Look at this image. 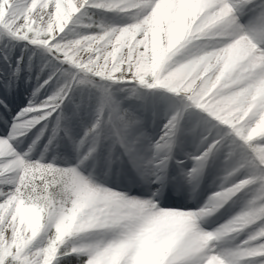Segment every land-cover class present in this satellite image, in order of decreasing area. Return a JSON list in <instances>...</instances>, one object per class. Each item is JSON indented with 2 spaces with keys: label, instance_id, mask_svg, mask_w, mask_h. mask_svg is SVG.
I'll list each match as a JSON object with an SVG mask.
<instances>
[{
  "label": "snow or ice",
  "instance_id": "6c2138e0",
  "mask_svg": "<svg viewBox=\"0 0 264 264\" xmlns=\"http://www.w3.org/2000/svg\"><path fill=\"white\" fill-rule=\"evenodd\" d=\"M88 9L125 14L131 22L88 24L98 31L68 40L66 32ZM0 31L43 47L74 68L53 95L22 110V122L0 136V264H59L67 255L87 256L88 264H247L250 257H264V0H40L39 5L37 0H0ZM98 80L165 90L179 98L151 155L141 150L145 134L136 131L139 118ZM85 83L98 87L101 99L80 141L93 138L80 163L64 168L27 162L12 141L51 117L73 88ZM192 108L226 131L211 140L204 137L206 146L191 157L188 179L222 149H227L226 162L236 160L226 180L249 170L222 185L200 210H165L156 201L160 189L147 198L131 197L98 186L78 170L108 142L123 151L142 179L153 175L151 182L162 188L174 138ZM34 112L40 114L26 119ZM58 129L59 117L53 135ZM251 185H258L251 199L225 224L209 231L197 223ZM73 215L75 230L58 234L54 223ZM84 216L94 222L81 229ZM253 225L236 247L217 251L222 239ZM96 232L115 234L87 247L74 243L78 237L91 240Z\"/></svg>",
  "mask_w": 264,
  "mask_h": 264
},
{
  "label": "bare ground",
  "instance_id": "6f19581e",
  "mask_svg": "<svg viewBox=\"0 0 264 264\" xmlns=\"http://www.w3.org/2000/svg\"><path fill=\"white\" fill-rule=\"evenodd\" d=\"M40 0H37L39 5ZM54 11V8L52 9ZM45 10V15H46ZM91 11L106 14L105 20L107 24L112 26H121L130 23L127 15L117 12H105L98 9H88L86 15L81 20L71 26V30L66 32L68 40L77 38L78 35L93 33L98 31L97 28H88L85 25L96 24L91 16ZM35 14L39 15V10H34ZM101 17V15H99ZM22 43V42H21ZM206 44L215 43L214 39L204 40ZM24 44V42L22 43ZM9 60L1 62L0 67V136H8L9 130L14 122H22L24 118H18V114L29 106L34 105L36 95L33 93L32 87L29 84L27 74L22 71L19 78L9 79L10 69L9 64L16 62L15 57L8 56ZM6 62V63H5ZM16 63H13V65ZM16 77V75L14 76ZM111 94L120 103L122 108L130 106L135 108L136 117L141 121L140 126L136 129L137 133L143 132L145 138L141 144V150L147 151L151 155V145H153L163 132V125L166 123L168 116L175 110L178 104V97L172 96L165 90H152L141 88L139 86L112 83ZM40 113H28L26 119H31ZM56 115V112H54ZM53 114V115H54ZM96 114L91 116L92 123L96 119ZM52 115V116H53ZM48 119L51 120V117ZM41 121L35 127L27 131L26 135L20 136L13 140L12 144L17 153H20L25 160L30 154L39 155L40 158L29 160L34 163L53 164L51 160L53 155V143L46 145L47 139L45 134L41 133L42 129L50 126L49 120ZM46 122V124H44ZM35 130H41L39 135ZM226 131V126H222L216 122L214 118L208 117L202 110L195 108L189 109L185 113L180 131L174 138V143L171 150V161L165 175L163 187L159 183H152L155 176L150 175L148 181H145L133 168L128 157L123 151L116 147L111 148L110 143L105 142L102 146L90 156V162H84L78 169L82 175L91 176L98 186L105 187L109 190L116 191L121 194H128L131 197H150L153 192L160 189L156 201L159 207L165 210H180V211H198L209 200L214 193L221 190L222 185L230 184L234 179H241L249 175L247 168L242 169L236 176L225 179L227 171L236 164V160L231 162L225 161V153L227 149H222L214 155L208 162L203 171L193 180H189L186 173L193 168L194 161L191 157L199 155L203 151L206 144L203 142L204 137L208 136L209 140L223 136ZM59 135L64 140L67 139V132L59 131ZM33 136V137H32ZM34 143L30 151L27 152L28 146ZM258 139V138H257ZM63 140V141H64ZM93 143V138L87 141L89 147ZM63 145L57 146L54 151L57 153L55 158L59 161H72L68 147L70 144L67 141ZM66 154V155H65ZM164 153H161L163 155ZM239 156V153H237ZM36 157V156H35ZM47 157V161H42ZM42 158V159H41ZM54 158V159H55ZM41 159V160H39ZM27 161V162H29ZM182 161V163H178ZM57 167H68L59 166ZM258 185H251L237 197H233L228 203L218 209L214 214L202 218H198L197 223L205 230H214L225 224L229 219L239 214L246 206L249 199L253 195L254 189ZM201 223V224H200ZM256 225L236 234L233 233L229 237L222 239L217 244V251L225 248H234L240 242L247 238L250 231L254 230ZM7 234V233H6ZM87 242V241H86ZM264 257H250L247 264H261Z\"/></svg>",
  "mask_w": 264,
  "mask_h": 264
},
{
  "label": "rangeland",
  "instance_id": "374dc122",
  "mask_svg": "<svg viewBox=\"0 0 264 264\" xmlns=\"http://www.w3.org/2000/svg\"><path fill=\"white\" fill-rule=\"evenodd\" d=\"M90 14L97 25L107 24V20H105L106 14H99L96 11H91ZM99 15H101V17ZM21 42H24V44ZM9 55L14 56L16 61L13 62L16 63L14 65L13 63L9 64L10 74L8 77L10 80L19 78L22 71L26 74L29 72L27 79L32 87L33 93L36 95L33 106H39L42 102L46 101L49 96L54 94L59 86L69 80V73L74 71V68L67 63H62L60 60L56 59L45 48L32 45L29 41L14 39L3 31H0V65L1 62H3V59L4 61L9 60ZM15 75L16 77H14ZM49 76L53 77L52 81L48 85L41 87ZM96 83L104 84L110 89V91L112 89L111 84L108 82L98 80ZM37 89H39V91H37ZM100 99L101 91L98 87L93 86V84L85 83L75 86L69 94V97L63 101L60 108L56 111V115L53 113L54 115L51 116V120L48 119L51 122V125L43 128V131L35 130V133L38 134V136H40V131L42 134L44 133L45 138L48 140L46 145L53 143L56 145L54 146V149L60 144L63 145L62 143L68 140V143L70 144L68 151H70L71 157L74 159L72 161H59L55 158L57 153L53 149L51 161L55 163V166H76L80 163L85 153H87L89 149L87 141L90 137L85 138L83 144H81L80 141L84 138L87 129L92 125L91 116L92 114L97 113ZM124 109H127L134 115L137 113L136 109L130 106H126ZM57 117H59V129L56 135H53V129L57 127ZM44 124H46V122ZM61 130L67 132L68 135L66 140H64L66 137L63 138L59 135V131ZM31 140L33 142L26 149L27 152L30 151L33 146L34 140L33 138ZM37 156L40 158L39 155L29 153L27 161L36 159ZM47 160V157L42 159V161ZM91 160L92 158L89 157L88 159L83 160V163L87 161L90 162ZM82 164H80V166ZM70 256H72L73 259H70ZM70 260H74L73 264H79L77 255L60 257L59 264H68Z\"/></svg>",
  "mask_w": 264,
  "mask_h": 264
},
{
  "label": "clouds",
  "instance_id": "9594fccd",
  "mask_svg": "<svg viewBox=\"0 0 264 264\" xmlns=\"http://www.w3.org/2000/svg\"><path fill=\"white\" fill-rule=\"evenodd\" d=\"M212 206L214 207V205ZM93 222L94 221L92 218L88 216H84L81 218V223L79 224V227L82 229L88 225H91ZM53 226L55 227L56 232L60 234L61 236L72 233L75 230L76 217L75 215L66 217L63 220L57 223H54ZM125 227H128V226H125ZM114 234L115 233L96 232L91 235V240H84L83 238L78 237L77 240L74 241V243H76L78 246L87 247L88 244L91 242L107 240ZM78 260H79V264H88L87 256H78Z\"/></svg>",
  "mask_w": 264,
  "mask_h": 264
},
{
  "label": "trees",
  "instance_id": "16d2710c",
  "mask_svg": "<svg viewBox=\"0 0 264 264\" xmlns=\"http://www.w3.org/2000/svg\"><path fill=\"white\" fill-rule=\"evenodd\" d=\"M70 259H73L72 256H70ZM74 260H70V262L68 264H73Z\"/></svg>",
  "mask_w": 264,
  "mask_h": 264
}]
</instances>
